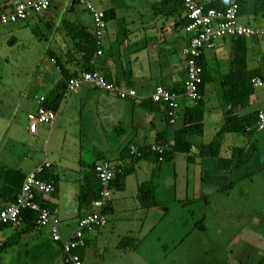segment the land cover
<instances>
[{"label": "crops", "instance_id": "obj_1", "mask_svg": "<svg viewBox=\"0 0 264 264\" xmlns=\"http://www.w3.org/2000/svg\"><path fill=\"white\" fill-rule=\"evenodd\" d=\"M17 1L20 0H8L4 6L12 9ZM92 1L98 9L104 12L112 11L113 17L107 21L103 37L100 42H97V51L90 59L89 65L91 69L98 70L108 79L136 90L141 100L121 99L112 93L90 85H83L73 91H65L56 109V120L49 128H55L54 132L58 133L61 140L59 145L66 147L67 154L55 155L52 152V159H49L45 154V159L35 166L36 168L48 161L51 163L50 174L57 178L56 193L46 197L45 201L52 204V210L60 219V224L64 221L61 228L59 225L63 237H67L72 224L76 225L77 220L92 209L93 200L88 206H82L79 194L82 188H90L94 183L96 185L94 165L99 161H109L115 165L121 164L123 162L121 151L125 147L130 150L131 146L152 145L156 142L157 134L160 132H165L169 142L172 141L175 131L183 125L185 107L192 104L190 100L182 96L183 91L179 92L182 102L177 110L175 122L170 123L165 106L154 103L150 99L158 84H162L168 89H176L179 86L181 88L185 81L184 57L182 53L179 56L178 50L186 44L190 33L187 31V26H183L182 23L185 13L181 0ZM198 1L205 5L216 0ZM219 1L223 4L226 3V0ZM253 1L249 0L250 5L247 8V13L239 16L240 22L250 25L251 19L263 16V12H253L251 4ZM53 3H61L63 7H66V13L60 18L58 25H54V20L58 16L50 9ZM64 19L83 25L90 32L94 28L91 14L81 4L74 0H50L48 11L43 16H39V23L49 27L54 35L49 47L45 50L50 61L46 64L42 62L39 64V67H45L47 74L43 75V81H39L35 85L43 92L35 93L31 97L36 108L39 99L47 96L56 83L63 78L62 69L56 57L71 75L85 71L83 54L76 48L75 42L68 35L62 23ZM242 42L246 47L248 69L260 73L259 77H264V38L247 37ZM235 46L237 43L234 38H223L216 41L212 49L203 53L211 70L214 81L212 90H214L213 94L216 93L217 99L222 97L221 81L227 79L231 72L232 50ZM99 50H101L100 54ZM253 97L254 95L251 96L250 101ZM215 108H219L218 114L221 115L219 119L215 120V122L221 120L218 130L224 123V109L220 104H217ZM243 109H240L238 113L252 112L246 110L243 112ZM212 112L206 110L205 118L206 116L213 118ZM27 129L32 134H36L38 131L37 128L35 132H31L28 125ZM236 135L240 138L241 145L238 144V146L245 148V145H249V139L245 134ZM187 139L192 143L188 155L193 159V149L199 150V146L206 143L195 144L193 135L188 136ZM234 145V142H228L226 153L229 152V154L221 156L220 151V157L217 158H230ZM71 150L74 151L73 156H69ZM141 160L133 164V171L126 176L124 189L119 190L122 192L119 193L120 197L118 196L119 199H116L115 203L119 207H123V210H130L131 207L138 211L139 209L143 210L136 192L138 185L146 180L145 178L144 180L140 179L138 175L148 174L150 166L144 165L140 162ZM126 161H129L128 157ZM232 167L236 166L231 165L221 169L219 163L218 172L224 173L231 170ZM70 170H72L73 176L66 174V171ZM130 176H133L131 183L135 189L134 199L136 200L132 204L127 203L125 193ZM69 179H72L71 182ZM113 191L114 188L110 201L111 212L114 211L115 204L113 203ZM13 234V227L1 226L0 247L10 240ZM107 236L104 231L101 232L98 228L86 231L87 245L80 250L84 261L90 243L94 239L99 240L101 237L106 238ZM0 256V264H66V255L60 243L53 241L48 228L34 227L20 233L17 242L2 249Z\"/></svg>", "mask_w": 264, "mask_h": 264}, {"label": "rangeland", "instance_id": "obj_2", "mask_svg": "<svg viewBox=\"0 0 264 264\" xmlns=\"http://www.w3.org/2000/svg\"><path fill=\"white\" fill-rule=\"evenodd\" d=\"M6 2L0 0V15L10 10L4 6ZM65 8L61 3L51 5L58 16L54 25L66 13ZM44 13L18 23L0 20V162L23 172L35 168L46 155L52 159V152L67 154L55 128L40 124L36 134L27 129V114L36 108L31 97L43 92L35 85L47 74L39 64L50 61L45 50L54 35L39 23ZM249 23L264 27V12ZM181 51L179 48V56ZM213 85L211 79L204 90L207 112L213 111V118L206 116L203 135H193L195 144L209 143L221 126V120L215 122L221 116L215 107L223 104L213 94ZM253 95L242 111L261 109L264 113V86L255 88ZM246 138L249 145H245L244 163L224 173L218 172V158L199 156L197 148L192 160L176 153L173 160L163 161L153 178L159 208L123 210L115 203L122 191L114 189V211L107 213L106 225L98 228L108 236L90 243L85 264H254L264 249V132L254 131ZM228 142L241 145L238 135L226 134L221 156L229 154ZM140 162L150 166V171L138 177L149 180L153 164ZM66 174L73 176L72 170ZM132 177L125 190L128 204L136 202ZM230 183L232 186L224 188ZM62 224L64 221L60 228ZM74 227L72 224L70 231ZM124 236L135 239V249L117 248Z\"/></svg>", "mask_w": 264, "mask_h": 264}, {"label": "built area", "instance_id": "obj_3", "mask_svg": "<svg viewBox=\"0 0 264 264\" xmlns=\"http://www.w3.org/2000/svg\"><path fill=\"white\" fill-rule=\"evenodd\" d=\"M81 4L92 16L93 32L98 42H100L107 20L105 12L98 9L92 0H74ZM184 13L189 19L187 31L190 33L188 41L182 48V55L185 62V81L182 96L191 102L198 97L199 85L202 82V68L198 64V59L203 53L212 49L216 41L223 38H264V27H255L244 24L239 20L240 0H226L227 5L223 9L206 8L198 0H181ZM50 0H20L14 3L12 9L0 15V20L4 24L18 23L31 17L42 14L49 9ZM101 53V50L98 51ZM254 88L264 86V77H254L252 79ZM83 85H90L99 90L112 93L121 99L141 100L136 90L127 88L117 82L108 79L98 70L83 71L72 77L67 82V90L73 91ZM180 94L158 84L150 98L154 102L163 103L168 106L167 114L169 122L174 123L177 117V110L180 106ZM43 97L38 101L36 110L27 114L28 128L35 132L40 124L52 125L57 117V111L43 106ZM257 131L264 132V113L258 111L256 122ZM172 141L166 145L153 144L151 149L162 154ZM131 154H137V147H130ZM162 160V158H160ZM51 163L45 161L34 170L28 172L18 191L16 199L0 210V226L11 225L13 228L23 227V214L25 211L36 213L35 227L48 228L53 241L59 242L66 255V261L70 264H85L83 257L77 252L87 245L86 231L91 228H100L106 225L107 216L103 209L109 205L112 198L111 182L119 167L109 161H99L94 165V172L100 183V193L98 198L92 202V209L84 213L76 222L75 227L63 237L60 232V219L54 211L45 206L43 201L46 197L52 196L56 192L53 182L44 180L40 175L49 170Z\"/></svg>", "mask_w": 264, "mask_h": 264}, {"label": "trees", "instance_id": "obj_4", "mask_svg": "<svg viewBox=\"0 0 264 264\" xmlns=\"http://www.w3.org/2000/svg\"><path fill=\"white\" fill-rule=\"evenodd\" d=\"M239 3V15L246 14L247 8L250 5L249 0H240ZM251 4L253 12H264V0H254ZM226 5L227 2L223 4V2H218V0H216L205 4V7L223 9L226 7ZM112 15V11H105V19L107 21L113 17ZM62 23L66 28L70 38L75 42L76 48L83 54L85 71L95 70L91 69L89 65L90 59L98 48V41L94 35V32H90L83 25L76 24L75 22H71L67 19H64ZM182 23L183 26H187L189 24V19L186 15ZM243 39L244 38L235 39L237 46H235L232 50L231 72L229 74V77L225 80H222L220 83L222 90L221 101L223 103L224 109V123L222 127L217 130V132L214 134L213 138L209 143L202 144L199 146V156L211 158L220 157L219 155L223 146L224 136L228 133L250 135L254 131H257L256 122L258 118V111H252L246 114L238 113L240 109L245 108L250 103L251 96L254 94L255 90L252 84V79L254 77H258L260 74L256 71H250L247 67L246 47L242 42ZM56 58L58 64H60V68L62 69L63 78L56 83L54 88L47 94V96L43 97L41 103L43 106L51 108L53 110H56L58 108L63 98V95L67 90L68 80L78 75L69 74L68 71L65 70L64 67L61 65L59 58ZM198 64L202 68V82L199 85L198 97L194 102H192L191 105L185 107L183 113V125L181 128L175 131L172 140V146L168 147V149L165 150L162 154H159L158 152L151 149V146L153 144L137 147L138 155L129 153L130 150L128 147H125L121 151V159L123 162L121 164L116 165V167L120 168V171L116 173L115 178L111 182L112 189H124L125 177L133 171L132 166L137 161L143 159L153 164L151 178L149 180L141 182L137 187L136 196L141 208L143 209L150 210L154 208H159L161 206V202L155 198V185L153 183V178L158 176L161 163L163 161L173 160L176 153H184L186 154L187 160H191L192 156L188 155V153H190L192 143L188 141L187 138L191 135L200 136L203 134V120L205 118V113L207 110L206 103L204 100V90L206 83H208L212 79V76L210 67L206 63L203 55L199 57ZM170 90L177 93L182 92L184 91V84L181 88L179 86L176 89L174 88ZM163 105L165 106L166 111H168V106H166L165 104ZM168 142L169 140L167 139L165 132H160L157 134V140L154 144L159 143L162 145H166ZM244 151V147L235 146L232 149V154L230 158L219 159L221 169H225L227 167H230L231 165H242L244 163ZM127 157L129 158L130 162L126 161ZM160 158H162V160H160ZM26 174L27 173L23 172L19 168L10 167L0 162V210L16 199V196ZM40 177L44 180L53 182L55 186L57 184V178L55 177V175L50 174L49 170L42 173ZM229 186H232V183H230L224 188H227ZM100 188V183L97 177L96 185L94 183L93 186H91L90 188H82V191L79 194V200L81 205L88 206L92 202V200L94 201L96 198H98ZM87 192H89V194H87ZM90 193L91 197L89 198ZM43 204L52 209L51 203L43 201ZM103 212L106 215L107 213L111 212L110 203L103 209ZM35 219V212L25 211L23 214V227L14 228L13 236L6 243L2 244L0 249L2 250L4 248H7L8 246H12L14 243L17 242L20 233L34 228ZM1 226L12 227L11 225ZM135 245L136 242L132 236H124L117 244V248L121 250H132L135 249ZM80 250L82 249L77 250V252H79V254L81 255ZM66 264L70 263L66 261ZM254 264H264V249L262 250L258 260Z\"/></svg>", "mask_w": 264, "mask_h": 264}]
</instances>
